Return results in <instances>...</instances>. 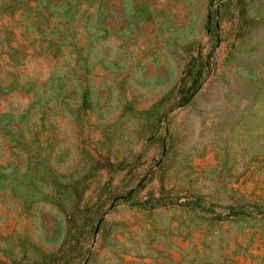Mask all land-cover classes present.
<instances>
[{
    "label": "rangeland",
    "instance_id": "374dc122",
    "mask_svg": "<svg viewBox=\"0 0 264 264\" xmlns=\"http://www.w3.org/2000/svg\"><path fill=\"white\" fill-rule=\"evenodd\" d=\"M0 264H264V0H0Z\"/></svg>",
    "mask_w": 264,
    "mask_h": 264
}]
</instances>
